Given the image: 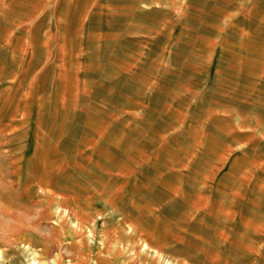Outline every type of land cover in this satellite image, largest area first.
<instances>
[{"label": "crops", "instance_id": "1", "mask_svg": "<svg viewBox=\"0 0 264 264\" xmlns=\"http://www.w3.org/2000/svg\"><path fill=\"white\" fill-rule=\"evenodd\" d=\"M0 133L38 164L16 227L110 216L149 264H264V0H0Z\"/></svg>", "mask_w": 264, "mask_h": 264}, {"label": "rangeland", "instance_id": "2", "mask_svg": "<svg viewBox=\"0 0 264 264\" xmlns=\"http://www.w3.org/2000/svg\"><path fill=\"white\" fill-rule=\"evenodd\" d=\"M6 137L0 133V224L7 226L0 228V264H149V250L144 237L138 233L136 238L130 237L122 223L116 227L110 216L98 221L91 219L84 226L70 222L68 227H64L58 222L44 220L34 229L16 227L17 220L28 222L33 202L18 195L19 179L14 181L13 176L20 175L23 180L24 174L38 164L13 163L7 153L13 150L1 149L8 140ZM56 170L58 173L59 168ZM49 183L57 189L62 187L60 176L56 173L51 174ZM40 190L44 191V188ZM120 210L119 207L118 214ZM71 211L76 216L79 213V210ZM56 212L58 217L65 213ZM73 233L81 235L72 240L76 237ZM65 241H69V245ZM23 249L34 252L25 257Z\"/></svg>", "mask_w": 264, "mask_h": 264}, {"label": "bare ground", "instance_id": "3", "mask_svg": "<svg viewBox=\"0 0 264 264\" xmlns=\"http://www.w3.org/2000/svg\"><path fill=\"white\" fill-rule=\"evenodd\" d=\"M32 264H35V262H33Z\"/></svg>", "mask_w": 264, "mask_h": 264}]
</instances>
